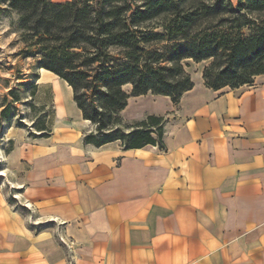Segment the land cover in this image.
Wrapping results in <instances>:
<instances>
[{
  "label": "crops",
  "instance_id": "1",
  "mask_svg": "<svg viewBox=\"0 0 264 264\" xmlns=\"http://www.w3.org/2000/svg\"><path fill=\"white\" fill-rule=\"evenodd\" d=\"M201 71L177 104L147 93L121 111L166 115L165 149L96 147L82 133L12 148L0 264H264V73L213 90Z\"/></svg>",
  "mask_w": 264,
  "mask_h": 264
},
{
  "label": "trees",
  "instance_id": "2",
  "mask_svg": "<svg viewBox=\"0 0 264 264\" xmlns=\"http://www.w3.org/2000/svg\"><path fill=\"white\" fill-rule=\"evenodd\" d=\"M6 3L18 13L26 54L66 81L82 119L93 126L83 144L165 149L166 115L128 122L121 111L130 96L147 93L177 104L193 86L185 59L209 61L201 75L213 90L249 84L264 73V0Z\"/></svg>",
  "mask_w": 264,
  "mask_h": 264
},
{
  "label": "rangeland",
  "instance_id": "3",
  "mask_svg": "<svg viewBox=\"0 0 264 264\" xmlns=\"http://www.w3.org/2000/svg\"><path fill=\"white\" fill-rule=\"evenodd\" d=\"M37 60L36 55L26 54L17 11L9 8L6 0H0V113L7 108L5 116L0 114V194L11 208L12 197L18 195V190L12 189V178L19 176L12 168V148L52 146L51 140L43 142L42 138L52 136L55 141H63V137L68 136L72 140L93 129L89 122L72 114L58 76L45 72ZM208 62L183 61L192 76ZM70 96L72 98L71 91ZM22 167H25L23 162Z\"/></svg>",
  "mask_w": 264,
  "mask_h": 264
},
{
  "label": "built area",
  "instance_id": "4",
  "mask_svg": "<svg viewBox=\"0 0 264 264\" xmlns=\"http://www.w3.org/2000/svg\"><path fill=\"white\" fill-rule=\"evenodd\" d=\"M59 240L64 243L68 248H70L73 244V241L64 239L63 237H59Z\"/></svg>",
  "mask_w": 264,
  "mask_h": 264
},
{
  "label": "bare ground",
  "instance_id": "5",
  "mask_svg": "<svg viewBox=\"0 0 264 264\" xmlns=\"http://www.w3.org/2000/svg\"><path fill=\"white\" fill-rule=\"evenodd\" d=\"M45 70V69H44ZM68 87V86H67ZM71 89V88H70Z\"/></svg>",
  "mask_w": 264,
  "mask_h": 264
}]
</instances>
